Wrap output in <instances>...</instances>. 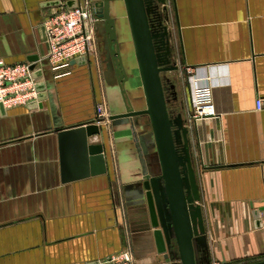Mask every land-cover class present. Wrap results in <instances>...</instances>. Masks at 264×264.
Returning <instances> with one entry per match:
<instances>
[{
    "label": "crops",
    "instance_id": "1",
    "mask_svg": "<svg viewBox=\"0 0 264 264\" xmlns=\"http://www.w3.org/2000/svg\"><path fill=\"white\" fill-rule=\"evenodd\" d=\"M81 2L0 0V59L45 61L43 22L68 3ZM166 7L160 23L168 33L167 66L177 68L162 74L167 107L188 130L207 238L206 245L195 244L197 262L264 263V0H169ZM93 59L61 77L48 71L63 129L95 121L93 105L100 99ZM193 75L212 86L217 118L189 122ZM44 106L6 109L5 116L0 111V264H97L125 251L136 264H165L147 205L122 177L121 133L101 124L103 135L90 139L105 147L107 174L64 185L54 116L50 103Z\"/></svg>",
    "mask_w": 264,
    "mask_h": 264
},
{
    "label": "water",
    "instance_id": "2",
    "mask_svg": "<svg viewBox=\"0 0 264 264\" xmlns=\"http://www.w3.org/2000/svg\"><path fill=\"white\" fill-rule=\"evenodd\" d=\"M152 1L157 3V9L159 5H165L167 0ZM148 2L91 0L97 35L100 43H103L101 50L106 65L104 77L107 95L110 88L113 90V105L108 98L109 121L115 132L121 133L124 142L134 145L133 157H130L131 148L128 155L134 177L129 183L135 184L134 187L147 205L157 254L163 257L165 264H198L195 244L204 246L207 238L188 130L181 117L174 120L169 115L162 77V74L177 68L167 66L170 55L167 28L160 26L159 31L151 26L149 19L153 11ZM119 3L125 8L122 20L128 26L130 44L122 41L119 31L121 21L114 17V6ZM77 5L67 4L68 8ZM130 47L141 83V88L132 90V95L128 86L134 78V67L127 68L123 56L124 52L130 55ZM29 62L34 78L38 80L36 90L39 95L38 101L27 108L43 109L44 102L51 105L57 131L62 184L107 174L108 160L104 145L90 144L91 138L103 135L100 125L104 119L63 129L57 121L53 77L48 72L51 70L49 61L32 57ZM38 63L42 68L37 69ZM73 65L87 66L89 61L79 58L71 62ZM117 96L121 103L117 101ZM139 102L143 103L142 108L137 106ZM0 111L5 116L6 109L2 104ZM147 129H150L148 134L145 132ZM254 217L259 219L260 211H255Z\"/></svg>",
    "mask_w": 264,
    "mask_h": 264
},
{
    "label": "built area",
    "instance_id": "3",
    "mask_svg": "<svg viewBox=\"0 0 264 264\" xmlns=\"http://www.w3.org/2000/svg\"><path fill=\"white\" fill-rule=\"evenodd\" d=\"M93 11L91 2L86 0L74 8L61 7L43 22L47 45L46 59L56 77L66 75L64 71L71 67L72 61L79 58L90 61L95 56L96 19ZM31 66V63L7 64L0 59V104L5 109L28 107L38 101V80L34 78ZM188 71L191 73L189 69ZM189 82V122L198 123L217 118L212 86L208 81H199L194 75ZM256 107L257 110H262L263 100H257ZM107 110L105 104L98 105L97 117L101 118ZM99 264H136V260L131 251H125ZM213 264L221 263L218 261Z\"/></svg>",
    "mask_w": 264,
    "mask_h": 264
},
{
    "label": "rangeland",
    "instance_id": "4",
    "mask_svg": "<svg viewBox=\"0 0 264 264\" xmlns=\"http://www.w3.org/2000/svg\"><path fill=\"white\" fill-rule=\"evenodd\" d=\"M83 1H86V0H83ZM147 4H148V6L150 5L149 2ZM167 5L169 6V0L166 1L165 5H159V7L162 8V10L166 13V12L169 11V8L166 7ZM113 13H114V17L118 18V20L121 21V23L119 25V31H120V35H121L122 41L124 43L126 42V43L130 44L131 40H130V34H129L128 29H127L128 26L122 20V19H124L122 17H125L124 5L122 3L116 4V6H114ZM152 16H153V14L150 15L151 24H152V20H153ZM95 52H94L95 56H94V59H93V63L94 64L93 63L90 64V68L91 67H92V69L94 68V75H95L96 80H97V88H98L100 101L96 105H93L94 116L96 115L95 116V120L99 119L97 117L96 108L98 107V105H101V103L103 105L105 104L107 106L108 110L101 115V118L104 119V121H103L104 123H102V124L105 125V128L107 130H109L110 129V125L109 124L111 122L109 121L110 112H109V107H108V98H109V102L111 103V105H113V103H114V98H113V90H112V88H110L109 95H107L106 85L104 83V78H103V75H104L103 74V69L106 67V65L103 64L104 55H103V52L101 51V43L98 40L97 33H96V49H95ZM129 52H130V55H128V52H124L123 56L125 58V63H126L127 68L130 69L132 66L134 67L135 61L133 59V55H132L133 52H132L131 47H130V51ZM100 55L103 56L102 60L100 59ZM133 74H134L133 82L131 80V83L128 86V90H129L131 95H132V90H138V89L141 88L139 72H138V69L135 68V67L133 68ZM135 79H136V83H134ZM134 84H136V85H134ZM117 97H118L117 101L119 103H121L120 97L119 96H117ZM137 106L139 108H142L143 107V103L139 102L137 104ZM119 136L120 135H118V138H117V147H118V152H119V160H120V163H121L122 177L124 178V182L128 181V183H129V180L134 178L133 174H132L133 171L131 172L132 169L129 166V163H130L129 158L133 157L132 154H134L133 151H134L135 148H134V145H132V142H130V145H129V143L124 142V140L121 139V137H119ZM106 137H107V142H108L109 149H110L109 150L110 151L109 152L110 153L109 157H110V159H111V161L113 163V168L115 169L116 176H118V179H119V161H118V157L116 155V150H115V147H114V144H113V140H112L113 136L111 135V137H110V134L108 135V133H107ZM126 145H127V147H126ZM130 148H131V155L129 157L126 154H127V151L130 154ZM126 156H128V157H126ZM149 156H150V154H149ZM136 167H138V166H136ZM119 180L117 181V183L119 182Z\"/></svg>",
    "mask_w": 264,
    "mask_h": 264
},
{
    "label": "flooded vegetation",
    "instance_id": "5",
    "mask_svg": "<svg viewBox=\"0 0 264 264\" xmlns=\"http://www.w3.org/2000/svg\"><path fill=\"white\" fill-rule=\"evenodd\" d=\"M149 8L153 11V16H152V24L151 26L154 27V30L155 28L158 29L160 31V26H161V20L163 21L165 15H164V11L162 10V8H157L156 9V2L155 1H152V0H149ZM150 20V23H151V18L149 19ZM96 33H97V30H96ZM98 36V35H97ZM167 41H168V38H166ZM98 40L100 42V39L98 37ZM103 47V43H101V48ZM168 47V46H167ZM164 86H165V83H164ZM146 121H144V124L146 125Z\"/></svg>",
    "mask_w": 264,
    "mask_h": 264
},
{
    "label": "bare ground",
    "instance_id": "6",
    "mask_svg": "<svg viewBox=\"0 0 264 264\" xmlns=\"http://www.w3.org/2000/svg\"><path fill=\"white\" fill-rule=\"evenodd\" d=\"M134 83H136V79H135Z\"/></svg>",
    "mask_w": 264,
    "mask_h": 264
}]
</instances>
